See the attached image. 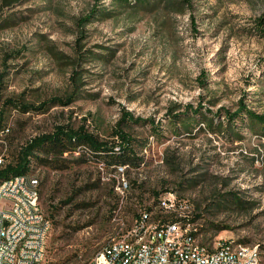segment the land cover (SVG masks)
Returning <instances> with one entry per match:
<instances>
[{"label":"rangeland","instance_id":"obj_1","mask_svg":"<svg viewBox=\"0 0 264 264\" xmlns=\"http://www.w3.org/2000/svg\"><path fill=\"white\" fill-rule=\"evenodd\" d=\"M111 2L0 0V155L14 161L57 125L83 126L109 144L118 129L133 138L124 174L91 158L87 146L40 155L53 164L34 159L52 221L42 264L89 262L114 217L131 221L170 191L203 241L258 245L264 264V136L247 120L237 119L230 135L202 119L242 103L264 113V88L253 82L264 69V37L254 29L264 0H192L181 10H130L81 24ZM80 68L82 97L42 112L17 107L64 95ZM195 110L189 133L176 116Z\"/></svg>","mask_w":264,"mask_h":264},{"label":"built area","instance_id":"obj_2","mask_svg":"<svg viewBox=\"0 0 264 264\" xmlns=\"http://www.w3.org/2000/svg\"><path fill=\"white\" fill-rule=\"evenodd\" d=\"M5 164L0 155V168ZM116 167L124 174L127 165ZM122 180L119 185L125 189L129 184ZM40 194V180L33 173L0 183V264H42L52 221ZM183 209L170 191L131 221L114 217L107 243L85 264H262L258 245L233 238L203 241Z\"/></svg>","mask_w":264,"mask_h":264},{"label":"trees","instance_id":"obj_3","mask_svg":"<svg viewBox=\"0 0 264 264\" xmlns=\"http://www.w3.org/2000/svg\"><path fill=\"white\" fill-rule=\"evenodd\" d=\"M5 1L7 4H12L14 1L19 0ZM191 3L192 0H112L110 7L95 6L89 14L81 19V24L93 22L103 17H116L130 10L141 9L145 12H153L163 6H176L177 9L181 10V8H179L180 5H185L186 7V5L188 6ZM254 22V29H256L260 36L264 37V12L255 18ZM110 53L113 54V51L111 50ZM86 57L91 58L93 55L87 54ZM102 57L106 56L102 55ZM262 61L264 62V58ZM80 70L82 69H74V73L70 77V90L64 95L56 96L50 100H45L38 106L24 103L17 105V107L23 109L24 111L38 110L42 112L45 111L50 104L65 105L79 97H82L81 93L83 91L85 80L83 79L81 73L82 71ZM205 81L206 79L202 77L203 84H205ZM253 82L260 84L261 87L264 88V69H262L261 74L258 75ZM262 93L264 94V90ZM197 115L198 111L195 110L190 114H177L176 117H178V120L182 122L186 131L190 133L193 127L191 122H196ZM202 119L207 122L209 129L213 132L222 134L228 132L230 135L238 133V130L234 128V125H236L235 121L237 119L242 121L247 120V126L252 131L264 136V113H258L243 103L233 112L231 110H226L225 108H220L216 114H212L211 116L202 115ZM157 131L160 130H154V132ZM115 134L118 135L119 140L115 143L109 144L108 142L100 141L93 133L84 129L83 126L75 129L66 125H57L54 131L35 136L28 141L27 144L23 146L14 161H6V164L0 168V183L4 179L11 178L16 175L33 173L34 159L43 161V163L53 164V160H46V158H42L40 156L43 153L63 154L73 147L78 146H87L91 151V158L96 159L99 157V162L106 165L133 162L135 155L133 138L122 129H118Z\"/></svg>","mask_w":264,"mask_h":264}]
</instances>
